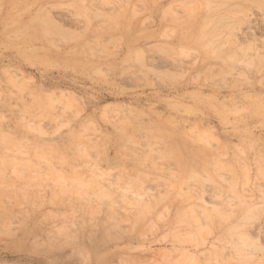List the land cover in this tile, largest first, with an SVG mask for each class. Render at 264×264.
Segmentation results:
<instances>
[{
    "label": "rangeland",
    "instance_id": "rangeland-1",
    "mask_svg": "<svg viewBox=\"0 0 264 264\" xmlns=\"http://www.w3.org/2000/svg\"><path fill=\"white\" fill-rule=\"evenodd\" d=\"M0 264H264V0H0Z\"/></svg>",
    "mask_w": 264,
    "mask_h": 264
}]
</instances>
